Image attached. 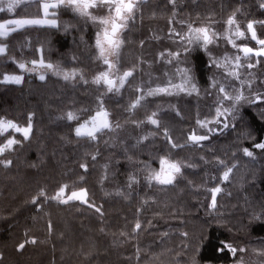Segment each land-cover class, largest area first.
<instances>
[{
	"label": "trees",
	"instance_id": "16d2710c",
	"mask_svg": "<svg viewBox=\"0 0 264 264\" xmlns=\"http://www.w3.org/2000/svg\"><path fill=\"white\" fill-rule=\"evenodd\" d=\"M42 2L28 0L11 13L5 10L0 23L42 18ZM262 4L264 0L145 1L122 34L118 71L132 70L133 76L116 96L92 83L100 72L97 25L68 9L49 16L57 27H27L0 38L8 45L7 54L0 56V80L5 74L23 77L20 84L0 83V118L21 128L31 123L27 139L11 130L0 134V146L8 138L20 141L0 155V264H255L264 256V150L253 148L264 142V99L255 101L264 97V58L242 61L245 72L238 69L239 79L231 78L233 65L224 58L239 53L223 38L233 17L245 31L237 44L258 48L246 26L253 22L264 39ZM189 25L208 27L220 38L206 52L190 51ZM177 52L179 57L169 55ZM40 59L75 72V78L64 80L50 72L41 81L18 67ZM249 62L253 67H247ZM183 73L195 84L194 91L147 97L129 110L142 94L137 88L146 91L169 80L180 84ZM219 85L228 91L234 85L246 99L226 130L194 144L187 138L202 135L197 124L201 113L210 110L213 117ZM101 100L114 130L95 140L76 137L77 124L94 115ZM68 112L80 120H67ZM152 112L158 113L159 128L146 122ZM243 147L254 158L244 156ZM161 157L183 165L171 185L146 179L149 170H159ZM7 160L11 164L6 166ZM228 167L232 172L224 180ZM65 185L67 196L87 189L86 198L95 207L46 198ZM217 187L221 191L213 207L212 189ZM222 243L237 251L221 250Z\"/></svg>",
	"mask_w": 264,
	"mask_h": 264
},
{
	"label": "snow or ice",
	"instance_id": "6c2138e0",
	"mask_svg": "<svg viewBox=\"0 0 264 264\" xmlns=\"http://www.w3.org/2000/svg\"><path fill=\"white\" fill-rule=\"evenodd\" d=\"M142 0H43L40 4L44 17L45 18H20V19H8L2 23H0V38L6 39L10 34L17 32L20 29H23L27 26L33 25H49L51 27H57L56 19L47 18L49 15L56 16V11L58 9L64 8L71 10L73 13L78 15L81 18H85L86 20L91 21L92 23L98 26V31L96 33L95 39V48L97 50V59L100 60L104 65H107V70L100 71L93 79L92 83L95 85H103L107 93L116 92L119 93L120 89L124 87L125 83L128 81V78L133 76V71L128 70L124 71L121 75H116L113 70L116 69V63L114 62L116 58H118L121 46L124 43L122 38L123 31L128 27L129 21L135 18L136 12L139 9ZM170 2L174 3L175 0H170ZM25 3V0H8L6 9L3 6L4 0H0V13L5 12L7 10L9 13L13 12L16 8L20 7ZM264 7V4L261 5ZM103 8L106 9V15H96L94 14L95 9ZM53 10L51 13L49 10ZM227 25L229 26V33L224 35V39L227 40L229 44L235 49H237L238 53L243 54V59L246 61H250L252 57H262L264 56V39H261L257 36V33L254 28V23L249 22L246 26V31L250 33V38L252 41H255L260 47L253 48L249 47L246 44H237L236 41L241 38H245V31L240 29L239 25H236L233 30L231 26H233L236 22L233 17L228 18ZM175 32V30H171ZM175 35L180 36V33H175ZM217 33L210 32L208 27H192L189 25L188 28V36L186 37L187 42L189 44L200 45L203 47H207L209 44H212L214 40L219 39ZM184 39V37H182ZM8 45L7 43L0 40V56H4L7 54ZM163 55V54H162ZM169 55H175L179 57L180 53H169ZM111 58V59H110ZM241 55L237 54L234 57V68L232 71L228 72L229 76H234L239 79V74L236 69L243 67ZM32 67H28L25 63H19L18 67L21 70L29 71V72H37L40 70L39 79L43 81L45 79V72L51 71L56 75H62L64 80L74 79L75 72H68L59 68V66H54L51 63H45L43 59L40 60H32ZM225 64H232L227 57L225 58ZM220 67L221 65H217ZM247 67H253L252 63H247ZM23 80L21 75H3L0 83H12V84H20ZM87 83V81H85ZM195 84L192 82L191 78L186 74H182V83L175 84L171 80L167 82L165 86H157L155 88L148 87L147 90L143 87H139L136 89L138 93H142L138 95L135 100L130 104L129 110H134L137 107L142 105V102L146 100L147 97H154L161 94L164 95H172V89H175L177 93L186 91L188 89L195 90ZM218 92L223 94L219 100V105L216 108V119L214 121H210V123H215L217 125H221L223 129H227L230 125L225 122L229 118L231 120L236 119L237 113V105L246 99L242 93L237 92L235 95L230 94L229 91L223 86H218ZM190 94V92H189ZM257 99H264V97L258 96ZM225 101L228 102L225 105ZM100 106L95 111L94 115H90L87 119L78 123L74 129L75 136L78 138L87 137L89 139L95 140L97 139L98 134L107 131H113L114 126L112 122L109 120V113L103 107V101L99 102ZM158 116L157 112H152L149 116H147L146 122L156 126L159 128L160 122L156 118ZM224 119L221 120L220 118ZM67 120L69 121H79L80 117L73 112H68L66 115ZM31 117H29V120ZM144 123V122H139ZM197 124L201 126V128L206 127V124L200 120H197ZM235 127V125H232ZM115 127H119V125H115ZM9 130H13L17 133H22L24 139H27L31 132V123H29L26 127L21 128L17 123L12 120H5L0 118V134H3ZM211 131V129H209ZM164 134L167 137V129H164ZM247 135V134H245ZM148 137H142V139H147ZM210 137L208 135H197L195 133L190 134L188 136V140L193 142L194 144H199L202 141L208 140ZM169 142L171 143V137H168ZM20 143L15 137L8 138L6 142L0 146V155L5 153L6 150H10L14 145ZM172 147H177L176 144L172 143ZM253 148L264 150V142L254 143ZM242 152L244 156L254 158V152L250 150L248 147H243ZM95 159V156L92 157ZM5 165H10L11 161H4ZM160 168L159 170H149L146 179L149 182L155 181L161 185H171L174 183L176 176L182 171V163L180 161H173L166 157L160 158ZM223 164V161H220ZM190 166V165H189ZM81 168L87 170V165L81 164ZM232 172V168L228 167L226 171L223 172V179L227 180L229 178V174ZM133 182H135V178H132ZM131 187V184H129ZM65 188L67 185L61 187L57 194L52 197H46L47 199L57 200L60 203H68L70 200L80 201L82 203L88 204L89 207H95L90 204L87 200V189L81 188L78 192L73 191L70 196L66 199H62L65 192ZM221 189L219 187L212 189V206L215 207V194L220 192ZM39 196L44 197V191L39 193ZM33 203L37 202V199L34 198ZM96 212H100V208H95ZM141 228L140 223L135 224V229L139 230ZM186 235V234H185ZM35 242V241H33ZM24 244H20L18 246L19 249L24 248ZM227 248L229 251L235 253L237 251L232 245L227 243H222L221 250ZM241 251H243L241 249ZM195 264V261H193Z\"/></svg>",
	"mask_w": 264,
	"mask_h": 264
},
{
	"label": "rangeland",
	"instance_id": "374dc122",
	"mask_svg": "<svg viewBox=\"0 0 264 264\" xmlns=\"http://www.w3.org/2000/svg\"><path fill=\"white\" fill-rule=\"evenodd\" d=\"M145 1H147V0H145ZM7 2H8V0H4V5H6L7 6ZM6 6H4V7H6ZM100 10V9H99ZM50 11V13L53 11V10H49ZM71 14H72V16H77V17H79L78 15H76L75 13H73L71 10H68ZM41 12H42V18H45L44 17V13H43V10H42V8H41ZM103 14H107V13H104L103 12ZM49 16H51V15H49ZM49 16L47 17V18H49ZM50 19V18H49ZM85 19V18H84ZM91 22V21H90ZM92 23V22H91ZM94 24V23H93ZM57 25H58V23H57ZM236 25H237V23H235L233 26H231L232 27V29L234 30L235 29V27H236ZM27 27H51V26H49V25H33V26H27ZM27 27H25V28H27ZM24 29V28H23ZM96 29V33H97V31H98V26L95 28ZM20 30H22V29H20ZM19 31V30H18ZM126 31V29L123 31V33ZM122 33V34H123ZM226 33H229V26L227 25V30H226V32L223 34V37H224V35L226 34ZM230 34V33H229ZM188 36V31H187V33H186V37ZM243 38H241V39H238L237 41H236V43H238L240 40H242ZM217 40V39H216ZM216 40H214V42L216 41ZM226 40V39H225ZM227 41V40H226ZM228 43V42H227ZM188 45H189V50L191 51V50H196V51H203V52H206L207 50V48H208V46H210V45H212V44H209L207 47H203V46H200V45H195V44H189L188 43ZM228 45H229V47L231 48V50H237V49H235V48H233L232 46H231V44H229L228 43ZM258 45V44H257ZM259 46V45H258ZM122 47V46H121ZM260 47V46H259ZM258 47V48H259ZM257 48V49H258ZM121 50V49H120ZM229 54V53H228ZM227 54V55H228ZM230 55V54H229ZM239 55H241V57H242V61H244V62H247L246 60H244L243 59V54L242 53H239ZM119 57V56H118ZM235 56H230V57H227L230 61H232V64H228L229 66L230 65H233V68H234V58ZM226 58V57H225ZM225 58H224V60H225ZM254 58H257V57H254ZM262 58H264V56H262ZM111 59V58H110ZM223 60V61H224ZM117 61H118V58H116L115 59V63H116V69H114L113 70V72L116 74V75H121L120 73H119V71H118V67H117ZM241 61V62H242ZM98 65H99V68H100V71H104V70H107V65H104L100 60H98ZM30 67H32V65H30ZM236 70H238V69H236ZM40 71H43V70H40ZM40 71H37V72H29V71H24V73H26L27 75L28 74H35L37 77H38V79H39V74H40ZM51 71H47V72H45V76L47 75V74H49ZM239 72H242V74L245 72V68H243V67H240L239 68ZM239 74V73H238ZM231 78L232 77H234V76H230ZM239 77H240V75H239ZM130 78V77H129ZM128 78V79H129ZM228 78H229V76H228ZM234 78H236V77H234ZM237 79V78H236ZM40 80V79H39ZM182 83V82H181ZM12 84V83H11ZM126 84V83H125ZM229 93L230 94H233V95H235L237 92H238V90L236 89V87H234V85L232 86V85H230L229 86ZM120 90H122V88L120 89ZM172 91H173V94H178L176 91H175V89H172ZM188 91H189V89L188 90H186V91H183V92H179V93H188ZM110 94H112V95H114V96H116V94H118V93H116V92H112V93H110ZM172 94V95H173ZM218 97H217V99H215V101H214V103H212V105H213V107H215V108H213V112H214V114H213V117L211 116V113H210V110H209V112H208V110H205V113H201L200 114V116H199V119L198 120H200V121H202V122H204L205 124H206V127H204V128H201V126L199 127V130H201V132H202V135H204V133H205V135H208V136H210V135H213L214 133H221V132H223L224 130H226V129H223V127H222V124L221 125H217V124H215V123H210V121H214L215 119H216V108L218 107V106H220L219 105V100H220V98L222 97V95L223 94H221V93H219L218 92ZM172 95H169V96H172ZM207 95H211V94H207ZM206 99H207V97H206ZM259 99H257V100H255V101H258ZM261 100V99H260ZM259 100V101H260ZM225 103V105H227L228 104V102L227 101H225L224 102ZM240 110V108L238 107V105H237V111H239ZM221 120H223L224 118L223 117H221L220 118ZM229 120H231V118H229L227 121H225V122H227V123H229ZM209 129H211V131H209ZM11 131H13V130H11ZM15 132V131H14ZM193 143V142H192ZM217 194V193H216ZM215 194V195H216ZM68 196L66 195V193L64 192V194H63V196L61 197L62 199H66ZM70 201H72V200H70ZM73 201H76V200H73ZM78 202H80V201H78ZM259 256V255H258ZM241 264H243V263H241ZM255 264H264V256H259L258 258H257V261L255 262Z\"/></svg>",
	"mask_w": 264,
	"mask_h": 264
},
{
	"label": "flooded vegetation",
	"instance_id": "af4514ba",
	"mask_svg": "<svg viewBox=\"0 0 264 264\" xmlns=\"http://www.w3.org/2000/svg\"><path fill=\"white\" fill-rule=\"evenodd\" d=\"M25 1H28V0H25ZM32 1H36V0H32ZM40 1H43V0H40ZM144 2H145V0H142L141 4L144 3ZM141 4L139 6V9L141 8ZM98 9L105 10V12H106V9H103V8H98ZM98 9H95V10H98ZM139 9H138V11H139Z\"/></svg>",
	"mask_w": 264,
	"mask_h": 264
}]
</instances>
